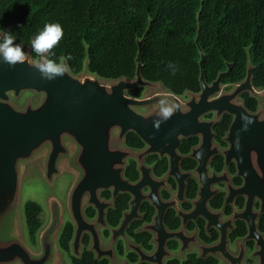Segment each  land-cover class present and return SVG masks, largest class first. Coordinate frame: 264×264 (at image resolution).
Masks as SVG:
<instances>
[{
  "label": "water",
  "instance_id": "95a60500",
  "mask_svg": "<svg viewBox=\"0 0 264 264\" xmlns=\"http://www.w3.org/2000/svg\"><path fill=\"white\" fill-rule=\"evenodd\" d=\"M150 30L151 21L143 38L137 40L134 79L107 80L91 73L88 49L80 74L72 73L69 68L64 76L53 81L41 78L32 63L31 50L26 53L25 62L15 67L0 61V264H63L58 236L65 207L56 196H51L48 202L50 219L39 233V251L30 247L23 232V190L35 171H40L51 187L65 173L74 176L67 210L76 225L73 245L78 256L82 233L92 230L98 221L106 226V204L100 200V192L113 189L115 196L130 193L139 200L142 188L150 180L149 170L144 168V157L149 154L168 156L169 175L178 177L183 158L178 151L184 139L200 137L201 144L189 155L198 160V168L183 179L202 176L200 181L206 187L209 161L214 155L223 154L226 166L235 161L238 176L244 179V185L235 189L227 168L216 177L215 182L227 183L229 198L246 195L248 202L257 197L264 200V89L254 85L255 67L250 49L243 81L227 90L223 81L231 73L229 64L228 71L209 84L205 79V55L199 30L196 44L201 53V90L188 92V99H184L162 83L143 77L142 58ZM64 62L68 64L65 58ZM138 89L147 91L141 98L130 95ZM247 93L259 102L257 112L249 111L241 100ZM26 94L36 98H28L21 105ZM162 94H170L168 98L179 109L157 129L153 120L159 110L156 101L164 98ZM213 113V120H204ZM226 114L233 117L224 139L229 147L220 150L214 144L213 127ZM130 134H136L146 144L143 151L126 146ZM128 158L140 160L143 177L138 183L132 184L124 178ZM91 205L99 209L94 223L84 216V207ZM94 237L92 250L97 251L100 260V238L95 232Z\"/></svg>",
  "mask_w": 264,
  "mask_h": 264
},
{
  "label": "trees",
  "instance_id": "16d2710c",
  "mask_svg": "<svg viewBox=\"0 0 264 264\" xmlns=\"http://www.w3.org/2000/svg\"><path fill=\"white\" fill-rule=\"evenodd\" d=\"M150 21L142 58L145 80L160 82L178 96L199 93L201 53L196 39L200 30L204 73L209 84L227 72L229 64L232 70L223 84L230 90L243 81L250 49L254 85L264 89V0H0V28L14 32L25 53L31 50L33 58H38L31 49V39L46 23L59 22L64 36L52 50L55 56L51 58H65L72 73L78 75L84 69L88 49L90 72L107 80L136 77L137 40L143 38ZM169 61L178 66L175 75L166 68ZM143 93V89H138L130 95L141 98ZM243 100L248 110H257L258 101L250 94H245ZM231 122L232 117L226 115L216 127L219 140ZM196 142L185 141L183 152H189ZM127 144L137 149L145 146L135 134L128 136ZM214 166L220 170L222 164L215 162ZM194 167L193 161H185V169ZM133 174L134 169L130 168L128 175ZM42 214L39 203H25V223L33 245H37L43 227ZM72 234L73 226L68 222L59 241L66 252L70 251ZM71 261L107 264L88 252Z\"/></svg>",
  "mask_w": 264,
  "mask_h": 264
},
{
  "label": "flooded vegetation",
  "instance_id": "af4514ba",
  "mask_svg": "<svg viewBox=\"0 0 264 264\" xmlns=\"http://www.w3.org/2000/svg\"><path fill=\"white\" fill-rule=\"evenodd\" d=\"M143 90L144 93L147 91ZM227 90L232 89L229 90L227 87ZM182 98L188 99L186 94ZM241 100L244 102L243 97ZM214 116V113L209 114L204 120L211 121ZM220 122L213 127L214 144L220 150H226L229 143L224 139L233 123V117L228 131L221 140L218 139L216 132ZM127 138L128 148L136 151H143L146 148L143 141L145 145L143 148L130 147ZM193 139L197 140L196 144L189 152H183L184 142ZM200 144V137L182 141L178 151L183 157L178 177L169 175L168 156L146 155L144 168L149 170L150 180L142 188V197L139 200H135L130 193H119L115 196L113 189L101 191L100 200L106 204V226L97 222L99 209L96 206L84 207L85 219L97 223L92 225V230L82 233L79 239V256L75 254L73 245L76 225L67 210V199L75 178L71 174H63L61 177L69 175L73 180L67 191L66 203L57 197L65 207V216L68 214L70 218L66 221L64 216L58 236L61 255L63 252L68 254L71 261L72 257L80 259L88 252L95 260L106 261L107 264H264V200L257 197L248 202L246 195L233 196L231 199L227 183L215 182L216 177L222 175L227 168L233 188H241L244 179L238 176L236 162L233 161L227 167L223 154L214 155L209 161L208 173L205 175L207 185L206 187L204 185V188L200 181L202 176L198 179H183L185 174L194 173L199 166L198 160L190 158L189 155ZM187 160L195 163L193 169L184 168ZM139 162L137 158L127 159L124 178L132 184L138 183L143 177ZM215 162L222 164L220 170L215 168ZM130 168L134 169L133 175H128ZM159 170L162 172L159 173ZM47 185L51 187L48 183ZM149 195H152L151 199L148 198ZM68 222L73 226V234L70 251L66 252L61 249L59 241ZM94 232L99 235L100 250L105 253L100 251L102 255L100 260L97 259V251L92 250V247H95ZM37 245L39 248L34 251L40 250L39 240Z\"/></svg>",
  "mask_w": 264,
  "mask_h": 264
},
{
  "label": "clouds",
  "instance_id": "9594fccd",
  "mask_svg": "<svg viewBox=\"0 0 264 264\" xmlns=\"http://www.w3.org/2000/svg\"><path fill=\"white\" fill-rule=\"evenodd\" d=\"M63 36L62 25L59 22H49L30 41L31 49L38 57L32 63L42 79L53 81L58 77L64 76L69 69L63 58L60 60L51 58L55 56L52 50L58 45ZM16 40L14 32L0 28V61L10 67L22 64L26 59L23 44L16 42ZM68 59H71V57L69 56ZM166 68L172 75H175L179 70L177 64L171 61L167 63ZM162 95L164 98L156 101L159 105V110L153 120V126L157 129L179 109V105L173 99L168 98L170 94Z\"/></svg>",
  "mask_w": 264,
  "mask_h": 264
},
{
  "label": "rangeland",
  "instance_id": "374dc122",
  "mask_svg": "<svg viewBox=\"0 0 264 264\" xmlns=\"http://www.w3.org/2000/svg\"><path fill=\"white\" fill-rule=\"evenodd\" d=\"M28 98H36L33 94H26L21 105L24 104L25 100ZM73 178L69 175H64L57 180L56 185L51 188L45 182L40 171H35L30 178L26 181L23 190V204L27 201L32 200L39 203L43 207L42 221L43 226L49 221V211H48V199L50 196L58 197L64 204L66 203L67 191L72 183ZM65 220L69 221L70 218L68 214L65 216ZM23 232L26 241L31 246L33 250H38V245H33L30 243L25 223L24 215H22ZM63 264H71L70 256L63 252Z\"/></svg>",
  "mask_w": 264,
  "mask_h": 264
}]
</instances>
